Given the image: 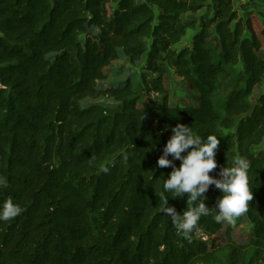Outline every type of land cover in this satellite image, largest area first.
<instances>
[{"label": "trees", "instance_id": "trees-1", "mask_svg": "<svg viewBox=\"0 0 264 264\" xmlns=\"http://www.w3.org/2000/svg\"><path fill=\"white\" fill-rule=\"evenodd\" d=\"M252 4L264 0H0V205L11 198L22 209L0 221V264L210 259L214 245L199 233L231 239L214 219L221 190L209 187L213 209L190 240L162 213L166 199L180 214L193 207L187 193L164 192L173 167L157 166L180 123L220 139L210 175L235 157L250 162L253 199L240 221L264 264V57L238 8ZM122 57L141 66L139 82L105 86ZM171 71L196 91V106L170 104ZM152 93L161 104L140 107ZM89 98L114 103L83 106Z\"/></svg>", "mask_w": 264, "mask_h": 264}, {"label": "clouds", "instance_id": "clouds-1", "mask_svg": "<svg viewBox=\"0 0 264 264\" xmlns=\"http://www.w3.org/2000/svg\"><path fill=\"white\" fill-rule=\"evenodd\" d=\"M172 132L173 135L167 141L163 155L157 162L158 167H173L169 178L164 180L163 190L173 198L183 197L187 193L188 204L192 203L193 207H187L186 211L180 214L174 207L168 206L166 199L162 208L163 215L171 217V223L178 235L190 240L201 217L208 216L210 209H213L204 201L207 199L205 194L209 187L215 185L223 193L217 200L215 221L235 223L237 217L248 211L249 201L253 199L248 180L250 162L243 157H235L230 166L228 164L221 168L217 178L210 175V172L217 168L215 156L220 139L212 134L202 138L194 133L192 126L183 123L173 127ZM169 156L172 159H169ZM177 159L181 161L179 167L174 165ZM21 211V207L9 198L0 205V221H9Z\"/></svg>", "mask_w": 264, "mask_h": 264}, {"label": "rangeland", "instance_id": "rangeland-1", "mask_svg": "<svg viewBox=\"0 0 264 264\" xmlns=\"http://www.w3.org/2000/svg\"><path fill=\"white\" fill-rule=\"evenodd\" d=\"M239 12L244 18H250L254 20V31L257 37L262 42V51L260 56L264 57V5L262 4H252L247 5L246 8L239 7ZM200 14L184 15L183 19L187 20L188 18L196 19L200 17ZM194 31L189 30L188 39L192 37ZM95 35V34H94ZM141 66H133L129 61L122 57L118 61H115L105 69L107 79L105 81V86H116L125 82L126 79L135 74V83L139 82V76L136 75L137 71L140 70ZM164 84L169 93V100L172 106L176 105H185V106H196V99L193 97L196 95V91L191 87L185 84L181 78H179L173 71L168 73L164 78ZM258 91V90H257ZM252 97V101L255 99V96ZM161 99L159 95L152 94H143L139 106H146L152 103L158 105L161 104ZM224 99V94L221 92L217 107L218 109L222 108V101ZM113 100L108 98L101 99H86L82 102L83 106H90L93 104H102L104 106L113 105ZM241 217V216H240ZM240 217L235 219V223H227L225 228L231 229V239L226 240L227 237L223 235L207 236L206 234L199 233L197 239L202 242L207 243L209 247L214 245V248H211L212 256L207 260H199L197 264H262L255 255V249L249 245L251 238V231L249 224L245 221H240ZM216 246V247H215ZM210 249V248H209Z\"/></svg>", "mask_w": 264, "mask_h": 264}, {"label": "crops", "instance_id": "crops-1", "mask_svg": "<svg viewBox=\"0 0 264 264\" xmlns=\"http://www.w3.org/2000/svg\"><path fill=\"white\" fill-rule=\"evenodd\" d=\"M257 36H258V35H257ZM258 37H259V36H258ZM262 49H263V48H261V51H262ZM261 51H260V53H261ZM260 53H259V54H260Z\"/></svg>", "mask_w": 264, "mask_h": 264}]
</instances>
